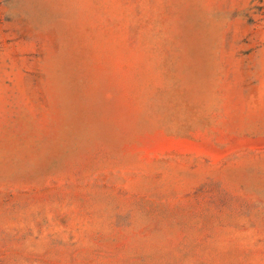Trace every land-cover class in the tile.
Wrapping results in <instances>:
<instances>
[{"label": "rangeland", "instance_id": "rangeland-1", "mask_svg": "<svg viewBox=\"0 0 264 264\" xmlns=\"http://www.w3.org/2000/svg\"><path fill=\"white\" fill-rule=\"evenodd\" d=\"M0 264H264V0H0Z\"/></svg>", "mask_w": 264, "mask_h": 264}, {"label": "bare ground", "instance_id": "bare-ground-1", "mask_svg": "<svg viewBox=\"0 0 264 264\" xmlns=\"http://www.w3.org/2000/svg\"><path fill=\"white\" fill-rule=\"evenodd\" d=\"M189 33V32H188ZM185 35V34H184ZM186 36V35H185ZM182 38H183V36H182ZM190 38V37H189ZM189 38H187L188 40H189ZM187 39H186V41H187ZM193 42V41H192ZM190 46H191V44H190ZM192 46H194V44L192 45ZM191 46V47H192ZM198 47V46H197ZM196 48V47H195ZM199 48V47H198ZM197 49V48H196ZM196 51V50H195ZM201 51V50H200ZM199 50L197 51V52H200ZM198 57H199V55H198ZM203 58V57H202ZM200 62V61H199ZM201 63H203V62H201ZM200 64V63H199Z\"/></svg>", "mask_w": 264, "mask_h": 264}]
</instances>
